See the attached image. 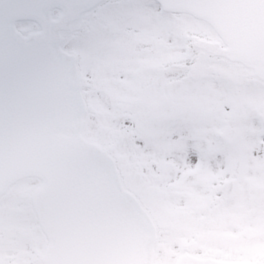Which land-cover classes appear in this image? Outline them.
<instances>
[{
	"label": "rangeland",
	"instance_id": "rangeland-1",
	"mask_svg": "<svg viewBox=\"0 0 264 264\" xmlns=\"http://www.w3.org/2000/svg\"><path fill=\"white\" fill-rule=\"evenodd\" d=\"M39 27L17 22L24 35ZM200 39L223 44L211 24L154 0H105L81 13L62 40L81 63L82 135L113 157L155 220V264L187 251L264 264V80L199 49ZM227 125L238 129L234 143L219 137ZM196 150L204 167L194 170ZM185 154L189 169L179 164ZM230 177L227 198L220 185ZM40 183L24 178L0 198V264H44L48 236L33 203Z\"/></svg>",
	"mask_w": 264,
	"mask_h": 264
},
{
	"label": "water",
	"instance_id": "water-1",
	"mask_svg": "<svg viewBox=\"0 0 264 264\" xmlns=\"http://www.w3.org/2000/svg\"><path fill=\"white\" fill-rule=\"evenodd\" d=\"M158 1L212 23L228 47L198 45L264 78V0ZM99 2L0 0V195L24 176L44 181L34 203L50 237L45 264L153 263V222L121 187L112 158L81 136L86 104L74 57L60 47L59 29ZM53 7L63 9L61 20L51 18ZM27 18L43 31L25 39L15 22ZM221 136L233 141L236 130ZM177 261L230 264L189 254Z\"/></svg>",
	"mask_w": 264,
	"mask_h": 264
}]
</instances>
